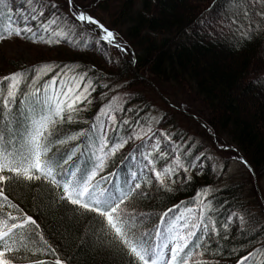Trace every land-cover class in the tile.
Segmentation results:
<instances>
[{
    "label": "snow or ice",
    "instance_id": "obj_1",
    "mask_svg": "<svg viewBox=\"0 0 264 264\" xmlns=\"http://www.w3.org/2000/svg\"><path fill=\"white\" fill-rule=\"evenodd\" d=\"M66 2L70 11L65 15L54 0H25L21 13L0 0L5 21L0 41L19 37L49 46L63 41L101 51L115 47L134 59L117 33L75 0ZM214 7L205 10V27H235L245 42L264 30V0H235L231 14L217 15ZM109 62L118 61L109 57ZM89 71L52 62L0 77V264H67L37 219L20 206L10 191L13 185L28 190L44 186L53 203L94 214L100 249L126 257L127 264H219L205 258L220 254L218 242L217 251L211 247L215 237L228 239L211 215L210 188L159 215L140 207L154 193L174 192L181 175L203 165L186 160L190 150L175 144L172 133L154 128L160 123L156 117L141 122L139 116L130 121L119 115L128 110L120 96L102 106L93 120H81L97 90ZM74 124L81 125L79 130L72 129ZM235 216L230 214L225 229ZM49 254L51 261L40 258ZM257 255H264V249L247 253L239 264H255Z\"/></svg>",
    "mask_w": 264,
    "mask_h": 264
},
{
    "label": "trees",
    "instance_id": "obj_2",
    "mask_svg": "<svg viewBox=\"0 0 264 264\" xmlns=\"http://www.w3.org/2000/svg\"><path fill=\"white\" fill-rule=\"evenodd\" d=\"M85 1L89 2L91 12H88L95 18L98 16L101 23L127 43L134 57L133 68L131 57L119 52L114 57L118 62L108 61L106 66L96 49L83 43L74 47L62 41L49 46L19 37L9 40L20 43L29 56L27 59H14L11 68H18L15 71H19L55 62L91 69L89 76L93 78L97 90L91 97L93 103L80 117L83 121L93 120L103 105L99 99L102 83L120 82L125 89L147 87L164 105L170 101L162 97L170 99L179 115L185 116L182 118L195 120L207 127L210 136L206 129L202 131L210 141L208 145L195 142L194 135L189 136L190 131L180 130L177 126L181 125L180 121L177 120V123L174 116L167 113L169 107H166V112L159 115L160 123L155 129L172 133L175 144L190 150L186 160H193L203 167L192 168L188 174L181 175L178 181L180 187L174 192L154 193V199L141 201V209L159 215L181 201L191 202L197 193L210 188L208 199L214 207L211 215L221 235L226 232L228 239L215 237L211 247L217 251L218 242L220 254H206L205 258L219 261V264H239L240 258L247 253L264 249V211L258 203L252 182L254 176L264 183V30L254 34L247 42L239 32L236 33L235 27L231 30L225 28L227 33L220 32L223 35L220 37L215 36L220 28H210L209 32L204 30L209 28L202 24L208 15L206 9L215 5V14H231L235 0ZM7 2L16 13L24 11L21 5H25V0ZM55 3L60 11L62 5ZM4 23L0 18V27ZM91 32L88 30V34ZM83 39L87 40L88 35ZM20 62H25V67L19 68ZM140 77L145 78L142 80ZM149 84L152 89L148 88ZM146 94L145 90L135 92L131 102L124 105L128 110L120 115L130 121L137 116L145 119L146 113L154 110L152 100ZM128 106H132L135 112ZM80 127L72 125L73 130ZM188 138H192V143ZM165 146L162 144V147ZM211 147L234 148L246 161L248 172L238 179L222 180V175L210 170L204 159H195ZM187 175H191V181L187 180ZM248 186L251 188H246ZM244 187L247 190L242 189ZM10 191L20 198L24 211L33 215L45 229V238L57 248L67 264H127L126 257L100 249V241L94 234L99 222L94 214L82 215L73 211L75 206L53 203L44 186L28 190L13 185ZM232 213L236 216L225 229L224 224ZM239 216L244 217L243 223ZM40 258L53 259L51 254ZM262 262L264 255H257L255 264Z\"/></svg>",
    "mask_w": 264,
    "mask_h": 264
},
{
    "label": "rangeland",
    "instance_id": "obj_3",
    "mask_svg": "<svg viewBox=\"0 0 264 264\" xmlns=\"http://www.w3.org/2000/svg\"><path fill=\"white\" fill-rule=\"evenodd\" d=\"M54 2H57L59 4H61V8H60V12L63 14H67L69 13L70 9L67 5L66 0H54ZM75 3L77 5H83L85 7V9L89 12L90 8H89V2L85 1V0H75ZM58 5V4H57ZM97 19H100L97 16ZM88 30L92 31L91 28H89ZM87 30V32H88ZM206 31H210V28L204 29ZM219 33L215 34V36H223L221 35L223 32L227 33V30H221L218 31ZM222 32V33H220ZM238 33V31L236 32ZM95 32H91L90 35L91 36H95ZM18 45V46H17ZM35 48V47H33ZM35 49H38L37 47ZM96 49V48H95ZM24 49L20 43H17L16 40H5L0 42V77H3L9 73H12L13 71H15L18 68H11V65L14 64V59L18 60L21 58H26L27 53L24 52ZM39 50V49H38ZM96 51L102 56L103 58V62L104 64L107 66V62L109 61V57H111L112 60H115V56L116 53L118 54V50L115 47H109L106 51H101L96 49ZM120 53V52H119ZM29 54L32 56L33 54L29 52ZM123 55H127V54H123ZM128 56V55H127ZM27 59V58H26ZM132 60V58H131ZM118 61V60H115ZM20 67H25L26 63L25 62H20ZM133 68V66H131ZM142 80L145 77H140ZM107 84L108 87L105 88L104 85ZM148 88L152 89L151 84L148 85ZM147 91V98L149 97L153 103V111H148L146 114L145 119L151 115L153 117H156L158 119L159 115L166 112V107H169V110H167V113H170L171 116H174L175 121L177 122L180 121L181 125H177L180 130H182L183 132L186 131H190V137L194 135L195 137V142H202L205 143L206 145H208V141H210L209 139H206L204 137V133H203V129H206V133L208 134V136L211 135V132L207 129V127H205L201 121L200 123L202 125H200L197 121L192 120L190 121L188 118H186V120L182 117L185 116H180L178 113V110L175 108V106H172V101L170 99H167L165 96H163L161 93L160 95H162V99H166L168 101H170V103H168L167 105L163 103V101L158 100V98H156L154 96V93H150L151 91L147 90V87H135V88H128L125 89L123 87V85L120 82H107V83H102V87H101V92L99 93V99L100 101L103 103L102 106L106 105L114 96H120L121 97V103H122V107L124 108L126 104L130 103L131 100L134 97L135 92L138 91ZM154 90H156V88H154ZM128 108L131 109V111L134 113L135 110L134 108L131 106H128ZM178 108V107H177ZM181 108V107H180ZM179 109V108H178ZM182 109V108H181ZM180 110V109H179ZM184 112V111H183ZM121 114V113H120ZM119 114V115H120ZM143 118V120H141V122H143L145 120ZM178 123V122H177ZM135 127V126H133ZM156 127V124L154 125V128ZM191 128V130H190ZM187 133V132H186ZM197 136V137H196ZM204 138L206 140H204ZM188 141L192 143V138H188ZM215 142V141H214ZM216 143V142H215ZM197 144V143H195ZM217 145V144H215ZM200 160L204 159V161L207 163L208 167L210 170H212L214 173H216L217 175H222V180L223 179H228V178H240L243 177L242 175H244L245 172H248V166L246 167V163L245 161L238 155V153H236L234 148L231 147H218V148H212L211 150L206 149L202 155H199ZM207 157V158H206ZM243 173V174H242ZM246 176V174H245ZM252 182H253V188H254V192H256L258 199V203L262 206V209L264 211V183L259 182L254 176L252 178ZM246 188H251L250 186L246 187ZM245 187L242 189H246ZM247 190V189H246Z\"/></svg>",
    "mask_w": 264,
    "mask_h": 264
},
{
    "label": "water",
    "instance_id": "obj_4",
    "mask_svg": "<svg viewBox=\"0 0 264 264\" xmlns=\"http://www.w3.org/2000/svg\"><path fill=\"white\" fill-rule=\"evenodd\" d=\"M133 63H134V61L132 60V61H131L132 66H133Z\"/></svg>",
    "mask_w": 264,
    "mask_h": 264
}]
</instances>
